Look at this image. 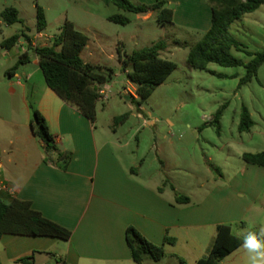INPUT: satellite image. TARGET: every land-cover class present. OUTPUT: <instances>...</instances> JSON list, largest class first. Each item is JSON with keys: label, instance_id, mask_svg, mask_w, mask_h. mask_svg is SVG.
Here are the masks:
<instances>
[{"label": "crops", "instance_id": "0c3cea01", "mask_svg": "<svg viewBox=\"0 0 264 264\" xmlns=\"http://www.w3.org/2000/svg\"><path fill=\"white\" fill-rule=\"evenodd\" d=\"M133 1L152 4L159 0ZM165 1L172 8L173 15L171 23L159 24L162 27L166 24L182 26L201 34L209 28L211 8L206 0ZM153 16L156 20L154 11L136 14L142 20ZM26 34L31 41L32 35ZM28 38L21 35L11 47L1 46L5 60H13L14 64L20 55H26L28 60L15 70L10 69L12 64L6 69V74L9 78L17 77L9 82L20 87L29 120L25 126L30 129V113L37 109L46 120L55 149L47 150L45 143L31 129L30 132L15 129L9 141V151L2 149L8 154L6 162L12 164L6 167L3 161V174L14 187L15 197L29 200L34 209L68 228L71 235L62 240L52 236L3 234L0 238V264H137L131 258L125 239V230L129 225L158 244L164 242L165 236L174 237L173 244L180 240L200 242L203 236H207L204 247L210 248L218 223L230 224L232 232V223H240L246 235L252 226L253 212L257 217L264 211V166L243 161L227 178L229 185L224 192L217 183L198 201L186 195L188 202H176L175 195L185 193L173 179L164 177L163 173L167 174V171L162 170L165 166L163 160H159L161 169H157L156 174L145 173L147 157L137 154L139 143L132 153L126 150L133 133L127 136L120 132L118 125L112 124L98 128V111L94 122H91L48 87L43 74L36 76L41 69ZM95 40L94 43L88 37L81 52L83 60L110 66L91 61L97 56L93 43L97 45L98 41L97 38ZM173 51L167 41V47L162 52ZM108 55L113 57V54ZM30 63L36 67L27 69ZM119 75L125 77L121 81L123 88L129 83L133 88L131 93L137 97L134 91L136 85L121 70L120 60L118 71L115 70L113 76ZM15 93V87L11 86L9 94L13 96ZM127 104L132 110V103L128 101ZM137 110L140 111L135 115L142 119L141 125L154 123L142 115V105ZM154 118L157 120V117ZM4 120L15 127L20 125L10 118ZM193 131L201 133L202 126L194 127ZM171 136H174L173 133H170ZM33 144L41 147L39 155L34 154ZM202 145L200 149L204 150ZM184 147L187 149V146ZM191 148L196 149V146ZM18 152L21 153L20 160L15 159ZM212 158L210 155L209 159ZM215 167L220 180L226 179L225 169H220L218 165ZM182 170L188 169L183 167ZM0 196L5 200L13 197L6 193ZM167 245L172 244L164 243L165 254ZM204 250L200 251V255L192 253L191 264L207 254L202 255L208 252ZM180 258L183 259L180 256L178 261ZM162 261L163 257L157 262L146 258L142 264H161Z\"/></svg>", "mask_w": 264, "mask_h": 264}, {"label": "rangeland", "instance_id": "374dc122", "mask_svg": "<svg viewBox=\"0 0 264 264\" xmlns=\"http://www.w3.org/2000/svg\"><path fill=\"white\" fill-rule=\"evenodd\" d=\"M9 6L18 9L22 21L13 24L1 21L0 43L21 30L32 35V39H36L38 44L50 43L38 37L36 7L40 6L46 19L43 34L54 36L66 19L71 20L92 42L97 38L98 44L93 43L97 48V56L91 61L108 64L117 71L120 57L124 54L150 45L158 39L163 38L170 42L173 53L161 52L160 56L174 61L176 68L141 104L142 115L154 123L141 125L142 119L135 115L140 110H137L138 107L132 102L133 108L129 110L128 101L121 93L123 90L131 92L130 89L133 88L128 82L123 88L121 81L125 77L119 75L113 76L108 82L109 98L106 101H96L97 125L98 128H105L111 124L118 125L120 132H124L125 135L133 133L126 150L132 153L139 143L137 154L147 157L144 164L145 173L156 174V170L161 169L159 160H163L165 166L162 170L167 171V174L163 173L164 177L173 179L185 195H191L193 201L200 200L217 183L224 192V188L229 185L227 178L232 175L237 165L243 163L241 153L248 152V149L250 152L264 149V62L260 65L256 78L239 85V78L245 73L244 66H221L211 62L207 64V69L200 70L187 63L189 47L202 35V32L195 29L170 24L162 27L154 16L148 20L138 19L136 14L104 0H0V12ZM112 14H123L130 18V22L126 24L113 22L108 19ZM230 32L242 43L241 50L231 48V53L243 61L251 58L248 51L263 50L264 4L234 20L230 25ZM1 51L0 45V153L5 166L10 167L12 164L6 162L8 154L3 153L2 149L9 151L11 146L9 141L15 129L19 132H30V129L29 126H25L29 120L20 87L9 82L15 81L17 77L9 78L6 74V69L13 64V60H5V55ZM108 54H113V57ZM83 55L85 57L84 53ZM35 67L32 63L27 65V69ZM41 75V71H37L36 76ZM11 86L16 89L13 96L9 94ZM223 104L225 106L220 118L219 133L215 125L209 122L217 108ZM243 105L248 109L253 125L249 130L240 132L238 122ZM125 113L127 117L122 122L115 121V117ZM30 117L32 119L31 113ZM154 117H157V120ZM7 118L20 125L15 127L5 122L4 119ZM198 126H202L201 133L193 131V128ZM170 133L174 136L170 137ZM201 144L204 150L200 149ZM184 146H187V149ZM190 146H196V149ZM32 149L35 155H39L41 150L39 145L33 144ZM210 155L213 157L212 160L209 159ZM15 157L20 160L21 153L18 152ZM212 163L214 165H211ZM215 165L225 169L226 179L220 180ZM183 167L188 170L183 171ZM5 174L9 177L6 170ZM143 176L142 180L145 179ZM261 212L263 214L259 213L257 217L253 212L250 221L251 228H257L264 234V211ZM232 228L235 234L245 237L240 223L233 222ZM206 240L207 236H203L200 242L180 240L176 244L167 245V252L161 264H180L178 261L180 256L187 264H191L192 253L200 255V251L204 249L209 251V248L204 247ZM172 252L175 254H171ZM206 253L208 252L202 255ZM218 264H264V249L258 251L245 240Z\"/></svg>", "mask_w": 264, "mask_h": 264}, {"label": "trees", "instance_id": "16d2710c", "mask_svg": "<svg viewBox=\"0 0 264 264\" xmlns=\"http://www.w3.org/2000/svg\"><path fill=\"white\" fill-rule=\"evenodd\" d=\"M113 3L125 11L141 14L149 11L156 13L159 24L171 23L173 10L167 6L165 0L152 4L133 3L131 0H104ZM211 8L209 28L201 37L189 47L186 61L195 69H207L208 63H217L221 66H244L245 73L239 78V85L256 78L260 65L264 62V49L250 52L251 58L243 61L231 53V48L242 49V43L230 32L231 23L245 13H250L264 4V0H206ZM108 19L126 24L130 18L123 14H112ZM0 21L7 24L21 22L18 9L9 6L0 12ZM46 27V19L42 7H36V29L42 31ZM28 38L24 30L14 33L1 41L2 47H11L21 36ZM29 39V38H28ZM30 41V39H29ZM88 42V36L78 30L71 20H65L59 27L50 43L35 46L34 52L38 57V65L44 80L56 94L68 104L74 106L82 115L94 122L96 116V83L110 82L114 75V68L85 62L81 56L83 48ZM167 47L164 39L152 42L150 45L134 49L120 57L121 70L126 73L127 79L136 85L135 97L126 90L121 96L139 107L147 99L156 86L161 84L176 68V63L163 58L160 53ZM25 58V59H24ZM26 55H20L10 68L15 70L19 65L27 62ZM225 104L217 108L209 124L215 125L220 131V118ZM127 114L115 117L116 122H122ZM253 125L248 109L241 107L238 130L247 131ZM30 129L46 145V149H55L53 137L43 115L33 109ZM246 163L264 166V149L257 152H244L241 155ZM175 201L188 202V197L182 194L175 195ZM3 234L52 236L67 240L71 231L59 223L46 218L34 209L29 200L10 197L5 200L0 196V238ZM126 243L132 260L142 264L146 258L159 261L165 255L164 243L173 244L175 239L165 236L163 243H154L143 236L134 226L129 225L125 230ZM247 241L258 251L264 249V234L251 228L244 238L232 232L228 223H218L216 233L205 256L199 257L194 264H218L226 255ZM21 258L20 260H24ZM180 264H186L179 259Z\"/></svg>", "mask_w": 264, "mask_h": 264}, {"label": "built area", "instance_id": "2783aa9c", "mask_svg": "<svg viewBox=\"0 0 264 264\" xmlns=\"http://www.w3.org/2000/svg\"><path fill=\"white\" fill-rule=\"evenodd\" d=\"M38 35H39L38 37L44 38V40H46V41H50L52 39V37H53L52 35L43 34L42 31H38ZM45 44H47V43L44 42L43 44H38L36 39H32L30 41V45L33 48L35 46L45 45ZM95 85H96V92H97V100L106 101L109 98V93H110V86L108 85V82L96 83ZM3 172H4V164H3L2 157L0 155V194L1 193H6L9 196H14L15 189L8 182V180L4 177Z\"/></svg>", "mask_w": 264, "mask_h": 264}, {"label": "water", "instance_id": "95a60500", "mask_svg": "<svg viewBox=\"0 0 264 264\" xmlns=\"http://www.w3.org/2000/svg\"><path fill=\"white\" fill-rule=\"evenodd\" d=\"M122 94H127V93H126V90H123V91H122Z\"/></svg>", "mask_w": 264, "mask_h": 264}]
</instances>
